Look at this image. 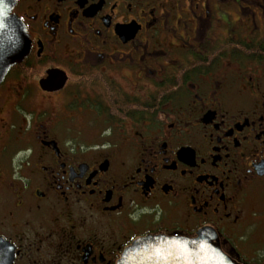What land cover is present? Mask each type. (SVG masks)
<instances>
[{
  "label": "flooded vegetation",
  "instance_id": "af4514ba",
  "mask_svg": "<svg viewBox=\"0 0 264 264\" xmlns=\"http://www.w3.org/2000/svg\"><path fill=\"white\" fill-rule=\"evenodd\" d=\"M0 264H127L201 229L264 264V0H14ZM124 260V259H123Z\"/></svg>",
  "mask_w": 264,
  "mask_h": 264
},
{
  "label": "water",
  "instance_id": "95a60500",
  "mask_svg": "<svg viewBox=\"0 0 264 264\" xmlns=\"http://www.w3.org/2000/svg\"><path fill=\"white\" fill-rule=\"evenodd\" d=\"M13 4L14 0H0V82L29 52L25 28L11 13ZM261 173L264 174V168ZM214 239V233L206 229L199 230L195 237L150 235L134 240L138 242L130 250L144 249L146 254L156 257L137 264H236L213 242ZM128 255L129 252L123 255L120 264H127Z\"/></svg>",
  "mask_w": 264,
  "mask_h": 264
}]
</instances>
